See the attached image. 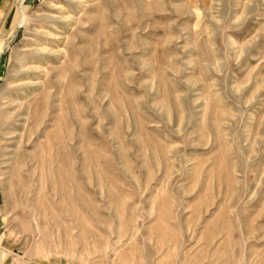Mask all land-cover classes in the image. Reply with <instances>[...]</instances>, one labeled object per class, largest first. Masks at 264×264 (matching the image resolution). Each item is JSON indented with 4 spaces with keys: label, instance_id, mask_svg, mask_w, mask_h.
Masks as SVG:
<instances>
[{
    "label": "rangeland",
    "instance_id": "374dc122",
    "mask_svg": "<svg viewBox=\"0 0 264 264\" xmlns=\"http://www.w3.org/2000/svg\"><path fill=\"white\" fill-rule=\"evenodd\" d=\"M0 264H264V0H0Z\"/></svg>",
    "mask_w": 264,
    "mask_h": 264
}]
</instances>
